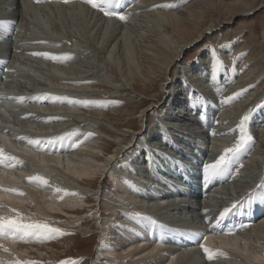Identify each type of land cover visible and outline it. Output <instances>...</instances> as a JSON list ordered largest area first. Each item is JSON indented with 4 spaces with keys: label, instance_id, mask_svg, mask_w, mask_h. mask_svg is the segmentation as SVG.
<instances>
[{
    "label": "bare ground",
    "instance_id": "6f19581e",
    "mask_svg": "<svg viewBox=\"0 0 264 264\" xmlns=\"http://www.w3.org/2000/svg\"><path fill=\"white\" fill-rule=\"evenodd\" d=\"M28 1L31 2L0 0V99L10 98L8 93L12 90L26 94L40 87L52 90L50 92L58 94L57 97L70 94L79 96V100L71 108L63 106L61 100L55 102L53 96L40 99L44 96L27 97L24 94L12 96L14 103L0 101L8 102L7 110L0 109V125L3 126L0 129V264L8 263V258L24 264H47L40 257L31 261L27 259L29 246L41 254L38 248L33 247L31 239L41 242L46 238L41 245L43 247L55 242L62 229L75 227L81 230L78 215L82 213L81 208L89 203L86 202L88 195L96 204L98 202V214L94 212L95 216L91 218L95 224L99 222L100 229L93 264H172L176 256H187L180 251L174 256L171 253L157 254L167 242L177 250L195 249L193 259L188 256L190 264L193 261L197 263L200 256L207 258L206 261H210L209 256L214 259L222 256L227 259L223 260L225 264H264V138L262 130L258 132L253 127H260L264 120V106L252 113V105L264 98V86L258 92L254 90L256 83L253 77L259 72L255 73L254 69L257 63L252 61L243 66L240 56L235 57V64L232 62L234 68L242 70L241 74L233 76L222 67L223 62L216 59L215 50H206L182 71L183 74L179 75V71L172 75L176 66L173 61L191 44L198 43L204 33L218 27L221 23L219 18L229 17L230 20L260 11L264 8V0H236L231 3L224 0H55L56 3L39 0L33 6ZM76 2L78 6L71 5ZM43 3L54 6L42 7ZM82 10L84 12L79 13ZM9 32H12L10 38L4 40ZM228 47L229 44L222 48ZM112 65L118 80L117 76L110 79ZM200 70L204 71L202 78L196 74ZM185 72L189 73V78L185 77ZM12 78L13 86L3 90ZM93 85L106 86L117 92H121L119 89L136 91L139 86L142 89L149 87L147 93H152L153 97L149 100L157 99L162 111L172 110V114L162 112L151 120L142 111L138 130L133 131L132 127L123 125L126 133L112 135L99 127L96 120H108L105 112L115 111L118 101H109L107 94H104L106 99H94L93 93L84 94L81 90L83 86H87L90 92L98 90L92 88ZM110 89L102 90L108 93ZM23 99H29L30 103L25 105L27 101ZM204 102L207 112L203 114L219 121L209 133L199 128L197 120L200 103ZM82 104L94 112L84 116L94 119L84 122L85 129L80 131L78 124L81 125V121L76 115ZM14 109L18 111H12ZM149 121L151 125L147 124ZM248 128L254 129V135L251 131L248 136ZM68 129L78 135L67 134ZM172 132H176L177 143L170 138ZM105 135L107 138L123 136L128 140L121 145L115 137V153L101 161L98 154L109 151L108 145L104 150L100 143ZM247 137L253 142L250 154L255 159L250 166L252 170L247 171L249 175L242 178L246 177L245 183L232 192L236 198L232 201H225L229 200L225 198L219 206L195 199L197 209L185 207L182 201L188 203L192 192L198 198L213 196L196 193L194 185L209 184L219 189L226 171L232 173L239 165L231 161L227 169L211 162L221 159L222 150L230 153L231 148L238 149V141ZM210 140L219 142V147L209 148ZM130 146L138 151V155L132 159L126 156L121 168L116 169L113 165L117 159L115 156L123 154ZM145 153L162 162V169L154 170L155 162L149 159L148 162L144 158ZM241 155L242 162H247L248 153L242 152ZM15 159L33 160L37 167L52 164L54 167L44 172L51 173L53 177L49 182L47 176H38V180L46 178L45 185L40 183L39 187L24 185L25 180L35 177L34 168L14 171ZM193 163H202L201 167L197 166L201 169L199 172L195 173L197 168ZM212 165L217 173L210 179V171L206 170ZM172 169L176 173L173 180L178 179L179 183L164 177L172 178ZM107 175L114 184L112 191L118 194V199L113 197L114 194L105 193L103 184L93 192L86 187L87 182ZM169 181L171 184H167ZM181 182L187 185V190L179 187ZM29 190H42L43 193L36 195ZM254 193L247 203L255 211L243 213L248 211V207L229 205ZM100 205L110 206L111 217H105ZM27 211L49 214L56 220L63 216L67 218L59 223L62 227L56 231L39 225H21L20 220L28 219L24 215ZM225 211L234 221L231 223L234 227L242 226L249 215L257 216V219L246 221L243 229H228L231 226L218 224ZM160 215L170 221L165 227V221L160 224L156 221L155 217ZM226 215L222 225L226 222ZM176 216L196 219L176 220V224L188 225L177 231L171 221ZM131 218H144V223L152 228L154 235L145 231L139 222L131 227ZM175 237L178 238L173 239ZM208 244L220 248H209Z\"/></svg>",
    "mask_w": 264,
    "mask_h": 264
},
{
    "label": "rangeland",
    "instance_id": "374dc122",
    "mask_svg": "<svg viewBox=\"0 0 264 264\" xmlns=\"http://www.w3.org/2000/svg\"><path fill=\"white\" fill-rule=\"evenodd\" d=\"M45 1H47V0H45ZM193 1H197V0H191V2H193ZM224 1L227 3H231V2L236 1V0H224ZM51 2L56 3L55 0H51ZM71 5L72 6H78L77 2L72 3ZM134 11L135 10L133 9V12ZM82 12H84V11L83 10L81 12L79 11V13H81V14H82ZM219 21L221 23L218 27L213 28V30H211V32L208 31V32L204 33V36H202L201 38L198 39L199 40L198 43L191 44L186 50H184L180 54V56L177 60L175 59V61H173V64H176V66L172 71V75H173V73H177L179 71H180L179 75L183 74L182 71L188 69V67L191 64H193L194 62H196L203 53H206V50H215L217 52V55H218L217 56L218 58H216V59H218V61L221 60L223 62L222 67H224L227 70V72L232 73L231 75H233V76H235L238 73L241 74V70H242V69H239L236 67L234 68L235 57L240 56V60L243 64V66L247 65V63L252 62V61L257 63V68L255 67L254 69H255V73H256V71H259V72L254 75L253 80L256 83L254 90L258 92L260 90V88H262L264 86V30H263L264 29V8L260 9V11L258 10L256 12H252L251 14H249L247 16H238V17H234L230 20H229V17H224L222 19L219 18ZM222 22H224V23H222ZM146 23L151 26L150 22H146ZM11 33L12 32H9V34L4 37V40H7L8 38H10ZM92 33H94V32L92 31ZM223 44H225V45H223ZM228 44H229L228 48H224V49L222 48L223 46H226ZM67 45H68V43H67ZM100 47L101 46L98 45V48H100ZM205 56H206V54H205ZM129 57L134 58V56H129ZM153 57H154V55H153ZM256 59H257V61H256ZM232 62L234 64H232ZM194 72H195V70H194ZM197 72L198 71H196V74H198V76L200 78H202L204 76L203 70H200L199 71L200 73L199 72L197 73ZM109 73L112 74V76H111L112 78H110L111 80L112 79L114 80L116 78V76H117V80H118L119 77L116 74V70H115L113 65H112ZM186 73L187 72L184 73L185 77L187 76V78H189V75H188L189 73L188 74H186ZM38 79H40V78L38 77ZM41 81L43 82V80H41ZM84 82H86V81H84ZM87 83H94V82L87 81ZM9 86H13V78L10 79V81L5 84L3 90H7L9 88ZM246 86H247V83L244 84V88ZM83 88L84 89H81V90L84 91V94L85 93L86 94L87 93H93L94 95H92V98H94V99L95 98L96 99H106L107 97L104 94H107L109 96L107 98V99H109V101H115V100L118 101V107L116 108L115 111H106L105 112L108 116V120H106V121L96 120L99 123L98 124L99 127L100 126L103 127L104 130H106V132L112 133V135H117V134L120 135V134L126 133L127 129L122 128L123 125H125V126L128 125V126L132 127L131 129H133V131H134V129L138 130L139 127H141L139 118L142 114V111L144 113H147L149 115V118L151 117V120H155L163 112L161 107H159L160 103H158L157 99H153L152 101L149 100L150 98H153L151 96L152 93H150V92L147 93V91L150 90L149 87H147L146 89H142V88H140V86L136 87L137 92L131 88H126V90L119 89L121 92H117V91L111 90L109 88L111 91H108V93H105V91H107L109 89H107L106 86L104 87L102 85H93L92 88H96L98 90H95L92 92H90L91 90H88L87 86H83ZM39 89H40V91H39ZM68 89H70L69 91H71L72 88H68ZM102 89L103 90L106 89V90L103 91ZM37 90L35 92H28L26 94L25 93H18L17 94V91H15V90L11 91L10 90L11 93H8V96H11V97L8 98L7 100L6 99H3V100L0 99V101L6 100L9 103H14L12 100V98H13L12 96L20 97V96H23L24 94H25L24 96H27V97L28 96H34V95L35 96H38V95L44 96L43 98L39 97L40 99H47L48 96H53L55 102L61 100L60 103L61 102L64 103V104L61 103L63 106H65L66 108H71V107H74L75 104H77L78 100H79V96H76V95L70 96V94H68V95L67 94H60L57 97L58 94L50 92L52 90H50L48 88H40L39 87V88H37ZM157 90H159V85H158ZM10 91H8V92H10ZM96 94H98V95H96ZM73 96H75V97H73ZM162 96L164 97L165 95H162ZM173 96H176V95L173 94ZM173 96L170 98V100L173 98ZM222 96H223V94L220 95L218 98H221ZM179 97L184 98L183 96H179ZM23 100L27 101L25 103V105H28V103H30L29 99H23ZM161 100H162V98H161ZM8 102H6V103L8 104ZM6 103L0 102V109L1 110H7L5 107L7 105ZM22 103H23V101H22ZM12 105H14V104H12ZM82 105L79 106L80 112L76 115L77 118H79L78 120L81 121V123H80L81 125L78 124V128L80 131L82 129H85L84 128L85 125H83V124H85L84 122H86V121L90 122L92 119H94L91 116H89L88 118L84 116V115H88L90 112L91 113H94V112H93V110H88V106L86 104L83 106ZM263 106H264V98L261 99L257 104L252 105V107H253L252 113H253V111H256V110H257L256 112H258V110ZM25 109L29 110V112L33 111V110H30L29 108H25ZM12 111H18V110L14 109ZM256 112H254V113H256ZM163 113L172 114V110H167V111H164ZM152 118H154V119H152ZM82 119L83 120L86 119V120L83 121ZM197 120H198L199 125H200L199 128L202 130H206V132H208V133H209V131H212V128L215 125H217L219 122L218 120H216V118L212 119V120L201 119L199 117V115L197 116ZM246 120L248 122L251 121L248 119H246ZM150 121L147 122V124L151 125L152 122H150ZM207 123H211V126L206 127L205 124H207ZM246 124L248 125L247 122H246ZM262 126H264V120L262 122H260V127H256L255 125H253V127H255V129H256L255 131L260 132L262 130L261 134L263 135V137H262V139H263L264 138V129H262ZM1 127H3V126L0 125V129H1ZM251 131H252V135H254V133H255L254 129L251 128V130H250L248 128L247 129L248 136L251 134ZM130 132H132V131H130ZM67 134H70L73 137H76L78 135V133L73 132L69 129L67 131ZM104 137H105V139L100 141V143H102L101 146L103 145L102 148L105 150L107 145H108L109 151L103 153V155L98 154L99 155L98 157L101 161H104L105 159L110 158V154L115 153V151H114L115 150L114 149L115 148L114 147L115 146L114 145L115 144V137L119 142H121V145L122 144L124 145V143L127 142V140H128V139L125 140V138L123 136L121 137L122 139L120 137H117V136H113V137L110 136L107 138L105 135ZM170 138L172 141L177 143L176 132H172L170 134ZM250 141L251 140L249 139V137H247L246 140H244V141H238L237 144L239 145V148L238 149L236 148V150L234 148H231L230 153H229V150L226 151V153L224 152V150H222V152L220 154V155H222L221 159L217 162H211V163H216L218 165L220 164V166L222 165L228 169L230 166V162L233 161L236 164H238L239 166H237L232 171V173L229 170L226 171V173L222 177V181H221L220 186H218L219 189H217V188H215L209 184L206 186H200L199 184L196 183L194 185V191L196 193L201 192L204 195L210 194L213 196L205 197V198H202V197L198 198V196L194 192H192L191 197H188V200H189L188 203L186 201H182V202H185L184 206L185 207L189 206L191 209H193V208L197 209L198 206L195 202V199L198 202L200 200H203V201L208 202V203L215 205V206H219V203L225 198L229 199V200H225V201H232L233 199H235L236 195L234 194V196H232V192L235 191V188H238L241 184L245 183V178L249 175V172H247V171L252 170V169H250V166H251V163L255 159V156L250 154L252 151L251 146L253 144V142L252 141L250 142ZM142 144H143V146H145L144 143H142ZM213 146L219 147V142H215V141L210 140L208 147L211 148ZM126 148H128V149H126V151L123 154H121V155L117 154L118 156L117 155L115 156V158H117V159L114 161L113 165H115L116 169L121 168V163L126 156H129V158L132 159L136 155H138V151H136V150L134 151V149L132 150V146L126 147ZM150 152L152 153V151H150ZM242 152L248 153V155L246 157L248 159L247 162L245 160L242 162V160H241L242 159V155H241ZM0 154H2L1 151H0ZM141 156H142V154H140V156H139L140 159H141ZM145 156H147V157H145ZM144 158L146 160L149 159V160H152L155 162V163H153V166L155 167L154 170L162 169V167H161L162 162L160 163L158 160H156L154 157H152V155L150 153H145ZM238 158L240 160H237ZM149 160H148V162H149ZM242 165H243V167H242ZM14 166H15L14 171H25V170L30 171V168H34L35 171L34 170H32V171L34 172L35 177H33L30 181L25 180L24 185L27 183L29 186L39 187V186H41V184L45 185L46 178H42L43 180L42 179L38 180L37 179L38 176L40 178L43 176H47L49 182H50V177H53L51 173L44 172V171H47V168L54 167L52 164H50V166L37 167L33 160L19 161V160L15 159ZM194 167H196V166L194 165ZM169 169H171V168H169ZM207 170L210 172H216L214 169V165L207 167ZM171 172L173 173L172 178H169L167 176H164V177L167 179H170V181L179 183L178 179L173 180L175 177V174H176L175 171L172 169ZM197 172H199V171H196L195 173H197ZM27 175H25V176H27ZM104 176L103 177L99 176L98 180L97 179L93 180V182H90V183L87 182L86 187L91 188L90 191L93 192V190H99V187L103 184L105 193L109 192V194H112V195L114 194L113 197L116 198V196H117V199H118V194L115 193L114 191H112L114 184L111 181L110 177L107 175L104 178ZM244 176H246V177L244 178V180H242V178ZM132 177L137 179L134 176H132ZM214 177H215V175H214ZM208 178H210L209 175H208ZM208 178H207V180H208ZM103 179H105L104 183H103ZM77 180H81V179H77ZM23 181H24V179H23ZM170 181L167 182V184H171ZM62 183L63 182H61L60 184H62ZM77 183L79 185H82L81 182H77ZM109 186H111L110 188H112V189H109ZM207 186H208V188H207ZM232 186H234V188H232ZM179 187L184 189V190L188 189V188L186 189L187 185L183 182L180 183ZM154 188L160 189L157 186H155ZM228 188H232V190H228ZM29 191L33 194H36V195H38V193H40V192L43 193L42 190L41 191L29 190ZM17 193H19L21 196L24 197V195L21 192H19L18 190H17ZM255 194L256 193L252 194L249 197L243 196V197L239 198L236 202H230L229 205H232V207H233V205H239V204L247 203V201H250V197H253ZM86 198H87L86 202L89 201V203H87V204L85 203L86 205H84L81 208L82 213H80L78 215V217L80 218V221H81V225H80L81 230H78L75 227H74L75 229L69 228L70 230L69 229L60 230L59 228H60V226L62 227V224H59V223H61V221H63V219L67 218L66 216H63V218L56 220V219L51 218V216L49 214L46 215L45 213H38L35 211H33L32 213L27 211V213L24 214L25 216L28 217V219L20 220L21 225H27V224H33L34 226L39 225L43 228L51 229L54 231H56V229L59 227L58 229L60 230V233H61L60 237H58V239L55 242L48 243L47 245H45L43 247L41 245H44L43 242L45 241L46 238L44 240H42L41 242H37L34 239H31L34 242V243H32V245H35L33 247L38 248L41 251V254H39L40 252L37 253L34 249L30 248L32 246H29L28 249H30V255L27 258L28 260H30V261L36 260V259H38V257H40V258H42L43 263H47V264H93L94 259H95L96 248H97V245L99 242L98 238H99V232H100L99 230L100 229L98 228L99 222L97 224H95V221L92 220L93 218H91V217L95 216V214H98V213H96L98 210V208H97L98 202L96 204V202H94V200L92 199V197H90V195H88ZM109 208H110V206L108 207L106 205H100L99 206L100 211L105 215V217H109V216L111 217ZM130 211L137 212V210H130ZM94 212H95V214H94ZM99 215L97 217H99ZM162 217L163 216L160 215V216H157L155 218L159 224L162 221H165L163 223V226L165 227V224L167 222H170V221H168L166 219H162ZM104 219L106 220L107 218H104ZM188 219L195 221L196 218L195 217L186 218V217H182V216H179V217L176 216V218L172 219L171 221L173 222L174 228L177 231H180L184 227H188V225H186L185 223L176 224V220H188ZM93 221H94V223H92ZM137 222H139L142 225V227L145 231L154 235V231L152 230V228H150L147 224L144 223V218H140L138 220L131 218L129 220V224L131 227H135ZM245 224H246L245 220H244L243 225L240 227H234L233 225L230 224L231 227L228 229H232V228L243 229ZM88 228L92 229L93 231L87 230ZM29 237H30V235H29ZM176 238H178V237H175L173 239H176ZM39 243H41V244H39ZM38 245H40V247H38ZM170 245H171V243H169V242L164 244L165 248L159 249L157 251V254L162 253L164 255H168L169 253H171L172 256H174L176 254V252H178V251L184 252L187 256H184V258H179L176 256L173 259L172 264H190V262H189L190 258L189 257L191 255V259H193V256L196 252L195 249H186V248L180 249V248H178L179 250H177L175 248H171ZM206 246L209 248H213V249L220 248L217 245L208 244ZM25 247H28V246H25ZM23 249H25V248H23ZM188 250H190V251H188ZM117 254H120V253L118 252ZM209 257H210V261H206L207 258L200 256V258H198L197 263H195L193 261L191 264H215V263H220V262L225 264V262L223 260H227L222 256H220L216 259H214V257H212V256H209ZM91 258H93V259H91ZM8 259H9L8 263H5V264H24V263H18V261H12L10 258H8ZM10 260H11V262H10Z\"/></svg>",
    "mask_w": 264,
    "mask_h": 264
},
{
    "label": "flooded vegetation",
    "instance_id": "af4514ba",
    "mask_svg": "<svg viewBox=\"0 0 264 264\" xmlns=\"http://www.w3.org/2000/svg\"><path fill=\"white\" fill-rule=\"evenodd\" d=\"M23 1V3H26L25 2V0H22ZM29 3H30V5H34V4H36V3H39V0H31V2L30 1H28ZM43 4H45V5H42V7L43 6H46V5H51V6H54V5H52V4H48V3H43ZM203 112H207V110H206V106H205V102L204 103H200V109H199V117L201 118V119H204V120H212V119H214V118H212V117H209L208 116V114H203ZM205 126L206 127H210L211 126V123H207V124H205ZM209 132H211V131H209ZM210 148V147H209ZM211 150V149H210ZM200 156H202V155H198V157H200ZM203 161L204 160H202L201 162L203 163ZM202 163H193L195 166H196V168H197V170L196 171H200L201 169H199L198 167H201L202 166ZM198 166V167H197ZM190 168H191V166H190ZM238 206H244V209H246L247 207H248V211H245L244 210V212L243 213H248V212H250V211H255L254 209H253V207H250V204L249 203H244V204H239ZM227 211H229V210H227ZM227 211H225L224 212V216L222 217V218H220V220H219V222H218V224H219V226H230V224L231 223H234V221L232 220V218H231V216L230 215H226V213H227ZM233 211H235V210H233ZM221 213H222V211H221ZM225 215H226V222L224 223V225H222L221 224V221H222V219H224V217H225ZM257 219V216H252L251 217V215H249V218H247V219H244L245 221H248V220H256Z\"/></svg>",
    "mask_w": 264,
    "mask_h": 264
}]
</instances>
